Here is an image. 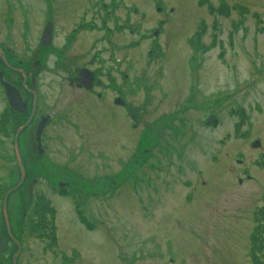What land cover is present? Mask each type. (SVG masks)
<instances>
[{"label": "rangeland", "instance_id": "rangeland-1", "mask_svg": "<svg viewBox=\"0 0 264 264\" xmlns=\"http://www.w3.org/2000/svg\"><path fill=\"white\" fill-rule=\"evenodd\" d=\"M101 3L114 6L111 18L96 14L95 28L76 35L66 58L64 42L86 0H0L8 63L28 68L39 60L40 81L50 89L96 54V70L113 69L111 81L102 82L107 95L121 94L133 107L134 129L112 103L111 109L81 103L74 121L84 122L85 136L72 135L58 119L72 143L57 148L59 162L82 159L90 179L84 185L98 188L30 192L28 182L11 194L8 218L21 246L16 264H264V250L254 262L251 245L264 216L263 1ZM55 15L54 45L42 48L40 27ZM0 72L19 80L1 66ZM53 89H44L47 98ZM8 110L0 86L2 196L19 181L16 120ZM255 141L260 145L252 147ZM39 198L53 211L50 240L31 222ZM0 234L6 244L0 264H11L17 249L6 235L2 202Z\"/></svg>", "mask_w": 264, "mask_h": 264}, {"label": "flooded vegetation", "instance_id": "flooded-vegetation-1", "mask_svg": "<svg viewBox=\"0 0 264 264\" xmlns=\"http://www.w3.org/2000/svg\"><path fill=\"white\" fill-rule=\"evenodd\" d=\"M86 1L88 6H83L80 8V12L76 15L74 24L70 30L71 34L67 32L69 36L66 38V42H64L66 50L64 57L66 58L70 57L68 51L71 49L70 46H73V44L76 43V39L78 38L76 35L82 34L81 32L88 25L90 28H95L94 23L96 20V14H102L105 18V22L111 18L110 13L107 12V10L113 9V5L108 6L107 4H103L101 3V0H94V2H92V0ZM56 19V15L50 16L44 21L45 24L43 25L42 29L40 27L41 33L38 39V45H40V47H42V33L46 28H49L51 32V44L46 48H51L54 45L56 28H58L56 25H54ZM91 44L94 45V42ZM0 49L2 51V54L0 55V66L5 70L14 72V74L19 78L16 83L7 80L4 75L3 79L6 83L10 84L16 89L20 96L21 103L25 104V113L11 112L8 110L9 115L15 116V133L19 132L16 141L19 159L16 155V163L18 167L17 170L19 174V180L21 178L19 160L21 161L24 170V181L21 187L28 185V182H30L28 185L30 192H34L35 190L40 192V190L42 191L44 189L55 190L54 188H57L61 191H70L74 193H84L85 191L94 192L95 189L98 188L94 183L91 182V186L84 185V182L90 179L88 178V173L84 171L86 168L84 167V162L82 159H75L74 157H71L69 159L70 165H67L64 162H59L60 158L58 157L59 152L56 151L57 148L62 149L63 147L66 149L68 145L72 146V143H69L68 135L58 122V119L62 118L67 121L68 126L71 128L72 135L85 136L84 132L81 131L83 129L86 131L84 122L82 121L80 123L74 121L77 119L76 117H81L79 116L81 111L79 109L81 107V103L83 101H89L92 103L96 101L100 104H103L104 106H108L110 109V104L112 103L113 107L119 108L123 111L125 120H128L131 128L134 129L131 123L133 111L132 104L125 101L121 94L118 96L114 95L113 98L109 97V94L107 95L109 88L104 86L102 83L103 81H111V73L113 72V69L108 68L106 70V74L104 75L101 74V71L98 68L96 70L95 66H100L101 62L98 60V57L95 54L94 57H91L88 60L86 64L87 67H81L80 69H75V71L69 69L70 71L68 72H71L69 73L70 79L67 76H60L59 78L55 79L54 84H49L51 87L49 89L48 83L40 81L42 62L35 59L29 64L28 68L26 64L25 67L24 65L20 67H14L8 63L7 67L4 63V60L7 61L6 51H9V49L7 47L3 48L1 45ZM13 69H16L22 73L16 72ZM82 71L86 72L85 76L87 78V82L85 84L79 80L80 73ZM123 81L129 85V76L124 75ZM41 83L43 85H41ZM103 86L105 87L104 91L102 90ZM66 88L68 89L67 92L69 93V96H67L65 93ZM44 89H53V91H55L47 98ZM63 98L65 100H63ZM118 99H120L119 102H117ZM57 100L64 102L63 105H65V108L68 111L67 115H62L63 110L62 107H58ZM82 124L84 127L81 126ZM90 141L91 140L88 139V142ZM78 151H83L81 146H79ZM84 161L87 164H90L88 159L85 158ZM97 168L99 169V167ZM76 177L81 178L80 183H75ZM43 202H46L45 199L41 200L40 198L38 201L34 202V209L31 212L33 221L31 219V222H33L35 230L38 229L39 231H42L43 237L50 240L52 233L51 224H48V228L45 229L42 226L43 223L40 220V216L37 215V211L41 210ZM49 220L51 221L50 214L47 215V221L50 222ZM256 224L259 225L257 221Z\"/></svg>", "mask_w": 264, "mask_h": 264}, {"label": "water", "instance_id": "water-1", "mask_svg": "<svg viewBox=\"0 0 264 264\" xmlns=\"http://www.w3.org/2000/svg\"><path fill=\"white\" fill-rule=\"evenodd\" d=\"M50 37H51V32H50V29L49 28H46L42 34V40H41V43L43 46H47L49 43H50ZM1 53V52H0ZM85 73L84 71H82L80 73V82L82 83H86L87 82V78L85 76ZM0 83L4 89V93H5V96H6V99H7V102L11 108V111H16V112H23L25 113V104L21 103V100H20V96L19 94L17 93V91L15 90L14 87H12L11 85L5 83L2 79V74L0 73ZM117 102H119V100H117ZM29 122V121H28ZM19 132H17L16 136L18 135ZM259 143L256 142L254 143V146H258ZM14 148L15 150H17V146H16V137L14 139ZM16 155L19 159V154L18 152H16ZM19 165H20V171H21V178H20V181L19 183L9 189L8 191H6V193L4 194V197H3V202H2V214H3V219H4V223H5V227H6V230H7V233L10 237V239L13 241V243L16 245L17 247V252L15 253L14 257H13V260H12V264H15V259L19 256L20 254V251H21V247L20 245L14 240V238L12 237L11 235V230H10V224H9V219H8V215H7V207H6V203H7V198L10 194L14 193L15 191H17L19 189V187L21 186V184L23 183V180H24V170H23V167H22V163L21 161L19 160ZM5 244L3 243V239L0 235V256L2 255V253L5 251Z\"/></svg>", "mask_w": 264, "mask_h": 264}, {"label": "trees", "instance_id": "trees-1", "mask_svg": "<svg viewBox=\"0 0 264 264\" xmlns=\"http://www.w3.org/2000/svg\"><path fill=\"white\" fill-rule=\"evenodd\" d=\"M259 1H263V3H264V0H259ZM210 11L212 12L211 8H210ZM212 126H215V124L213 123ZM2 199H3V196H2V193L0 191V203L2 202ZM48 214H50L52 216L51 218L53 219V211L49 205V202H43L42 206H41V210L37 211V215L40 216V220L43 223L42 226L45 229L48 228V224H51V230H52L51 235H52L54 227L52 225L53 223H50L47 221V215ZM257 222L259 223V226L261 225L262 227L260 226L259 228L255 229V233L251 238L252 260L254 262H257L256 261L257 254L258 253L261 254L262 251L264 250V245H263L264 244V216L261 215V218L259 220H257ZM52 241L54 243L55 239L52 238Z\"/></svg>", "mask_w": 264, "mask_h": 264}]
</instances>
